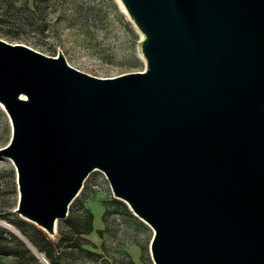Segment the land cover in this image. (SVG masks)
<instances>
[{
    "label": "water",
    "instance_id": "1",
    "mask_svg": "<svg viewBox=\"0 0 264 264\" xmlns=\"http://www.w3.org/2000/svg\"><path fill=\"white\" fill-rule=\"evenodd\" d=\"M124 2L145 70L0 38L17 212L52 230L97 167L154 230L155 264H264V0Z\"/></svg>",
    "mask_w": 264,
    "mask_h": 264
},
{
    "label": "rangeland",
    "instance_id": "2",
    "mask_svg": "<svg viewBox=\"0 0 264 264\" xmlns=\"http://www.w3.org/2000/svg\"><path fill=\"white\" fill-rule=\"evenodd\" d=\"M147 36L124 0H0V38L48 55L61 53L69 65L100 77L145 70L143 42ZM11 135L8 115L0 106V147ZM17 204L15 167L10 157L0 154V244L6 243L11 250L0 253V264H46L43 252L15 225L16 218L27 222L25 229L34 223L17 212ZM81 206L93 213V229L78 241L95 254L63 255L64 264H155L150 253L154 230L114 195L105 173L97 167L85 176L67 213ZM67 228L57 218L53 229L46 231L56 239L58 230Z\"/></svg>",
    "mask_w": 264,
    "mask_h": 264
},
{
    "label": "trees",
    "instance_id": "3",
    "mask_svg": "<svg viewBox=\"0 0 264 264\" xmlns=\"http://www.w3.org/2000/svg\"><path fill=\"white\" fill-rule=\"evenodd\" d=\"M37 9H39L38 6L33 8L34 11ZM124 205L126 204L124 203ZM62 220L68 228L66 230L59 229L56 239L51 238L47 231L34 223H29V228L25 229L24 224L27 223L25 220L16 218L14 222L32 245L37 250L43 252L49 264H64L63 255L76 256L79 252H82L85 256L94 255L95 252L91 248L83 246L82 243L78 241L82 237L81 235L87 234L93 229V213L91 210L85 206H81L78 211H73V208H69V212ZM2 231L3 229L0 227V233ZM20 243L23 244L21 241ZM62 247L65 249L62 250ZM67 248L68 250H66ZM10 251L6 243L0 244V253ZM29 254L32 259L37 261L36 256L32 252L29 251ZM38 264L41 263L38 262Z\"/></svg>",
    "mask_w": 264,
    "mask_h": 264
},
{
    "label": "bare ground",
    "instance_id": "4",
    "mask_svg": "<svg viewBox=\"0 0 264 264\" xmlns=\"http://www.w3.org/2000/svg\"><path fill=\"white\" fill-rule=\"evenodd\" d=\"M21 97H22V98H26V96L23 97V95H21ZM0 106H1V108L4 110V105H3L2 102H0ZM4 111H5V110H4ZM140 218H141V217H140ZM141 219H142V218H141ZM142 220H143V219H142Z\"/></svg>",
    "mask_w": 264,
    "mask_h": 264
}]
</instances>
